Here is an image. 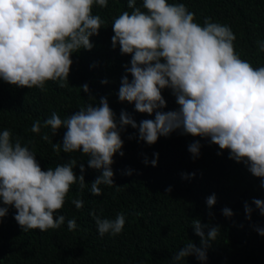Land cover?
Segmentation results:
<instances>
[{"label": "clouds", "instance_id": "9594fccd", "mask_svg": "<svg viewBox=\"0 0 264 264\" xmlns=\"http://www.w3.org/2000/svg\"><path fill=\"white\" fill-rule=\"evenodd\" d=\"M94 4L106 8L108 0H0V80L40 91L46 90L48 81L61 88L69 85L70 57L81 49L91 50L90 38L98 35L105 23L93 15ZM127 7L132 11L122 12L111 25L112 47L118 45L121 55L131 57L124 66L118 100L134 104L138 113L155 114L154 119L137 124L122 111L117 121L107 98L102 97L97 106L87 104L64 119L56 112L43 124L36 119L30 131L40 134L42 127L50 128L55 135L58 129H66L62 144H52L53 151L80 152L88 157V168L101 171L90 184L93 196L102 195L100 185L114 186L111 165L114 155H124L121 132L128 126L138 130V140L147 145L177 130L209 138L220 150L229 151V159L244 163L264 188V66L254 68L240 58L230 26L207 17L201 26L184 3L142 0L137 6V0H127ZM256 43L258 51L264 52V41ZM164 89L171 90L177 110L161 111L166 107ZM81 90L88 93V85H82ZM41 139L48 141L49 136ZM199 148V142L189 145L193 158L198 157ZM154 156L158 158V154ZM144 163L149 162L145 159ZM156 164L154 158L151 166ZM76 166L77 161L69 159L44 171L20 137L14 140L11 130L0 131V218L11 206L23 231L59 229L65 216L56 213L70 187L78 184L82 192L86 186L84 164L79 165V176L73 171ZM71 203L78 210L84 206L79 198ZM215 203V194L206 199L209 210ZM252 205L264 216V200L253 199ZM244 211L250 220L253 208L247 202ZM89 214L95 218L101 238L122 233L124 213H117L115 219L101 218L94 211ZM222 215L231 218L233 212L224 208ZM67 228L77 229L76 220H68ZM192 228L200 238V247L189 241L173 256L174 262L194 256L203 264L208 247L221 234L219 225L202 224L199 218L193 220ZM257 232L264 236V229Z\"/></svg>", "mask_w": 264, "mask_h": 264}, {"label": "trees", "instance_id": "16d2710c", "mask_svg": "<svg viewBox=\"0 0 264 264\" xmlns=\"http://www.w3.org/2000/svg\"><path fill=\"white\" fill-rule=\"evenodd\" d=\"M168 3H184L195 14L194 22L201 26L206 17L230 26L240 58L254 68L264 66V52L258 51L256 43L264 41V0H168ZM141 4L142 0H137V6ZM124 11H132L127 0H108L106 8L93 5V15H99L105 23L99 34L90 38L91 50L81 49L70 57L73 63L69 85L61 88L48 81L46 90L40 91L0 80V131L11 130L14 140L20 137L22 145L36 155L44 171L75 159L77 166L73 171L79 176V165L84 164L86 184L82 192L78 184L70 187L62 209L56 213L65 216L59 229L23 231L14 219L15 209L9 206L6 216L0 218V264H202L194 256L173 261V256L189 241L200 247V238L192 228L197 218L202 224L219 225L221 233L208 247L203 264H264V236L257 232L258 228L264 229V216L252 205L253 199L264 200L261 179L253 177L244 163L229 159V151L220 150L209 138L177 130L147 145L138 140V130L128 126L121 132L124 155H114L111 165L114 186L100 185L102 195L93 196L90 184L101 171L88 168V157L80 152L64 153L62 148L53 151L52 144H62L66 129H58L55 135L50 128L42 127L40 134L30 131L36 119L43 124L52 112L64 119L87 104L97 106L102 97L107 98L117 121L122 111L137 124L154 119L155 114L138 113L134 104L118 100L121 78L126 74L124 66L129 65L131 57L121 55L118 45L112 47L111 25ZM128 78L131 80V76ZM104 80L106 84L101 83ZM85 84L88 93L81 90ZM162 96L166 107L161 111L178 109L170 89L162 90ZM42 135H48L49 140H42ZM194 142L200 144L196 158L188 151ZM154 158L155 167L151 166ZM129 171L131 175L126 174ZM168 188L170 192H166ZM213 194L216 203L209 210L206 199ZM76 198L84 201L79 210L71 203ZM246 202L253 208L250 220L244 211ZM224 208L233 212L231 218L222 215ZM93 211L107 219L124 213L122 233L101 238L95 218L89 214ZM70 219L76 220L77 229L73 231L67 228Z\"/></svg>", "mask_w": 264, "mask_h": 264}]
</instances>
